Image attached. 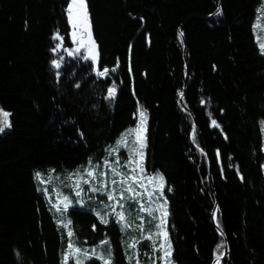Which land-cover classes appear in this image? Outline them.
<instances>
[{"label": "trees", "instance_id": "trees-1", "mask_svg": "<svg viewBox=\"0 0 264 264\" xmlns=\"http://www.w3.org/2000/svg\"><path fill=\"white\" fill-rule=\"evenodd\" d=\"M69 3L0 0V107L12 125L0 133V264H64L70 240L89 252L109 240L114 264H128L133 239L141 264H151L144 237L159 221L139 211L146 197L125 203L124 232L114 215L107 224L97 216L111 213L101 211L106 195L80 181L86 194L76 197L73 187V174L90 179L92 165L119 187L106 160L132 175L123 165L134 137L128 147L117 141L138 126L141 110L142 175L166 180L171 264H217L222 243L219 264H264V0H86L99 68L79 58L85 49L66 51L75 48ZM57 33L63 46L54 53ZM64 196L73 203L61 214Z\"/></svg>", "mask_w": 264, "mask_h": 264}, {"label": "snow or ice", "instance_id": "snow-or-ice-1", "mask_svg": "<svg viewBox=\"0 0 264 264\" xmlns=\"http://www.w3.org/2000/svg\"><path fill=\"white\" fill-rule=\"evenodd\" d=\"M67 15L70 19L72 25L71 39L73 43L77 45L74 49H66L69 56H74L81 52V49H85L87 51V55L79 56L80 59L87 61L89 59L93 61H97L98 53L96 51L95 41L92 37L91 32V24L90 17L87 9L86 0H70L69 6L66 9ZM262 14H264V9L261 10ZM216 15H222V10L217 11ZM180 36H183V33H180ZM54 40H59L58 43L52 51L54 53H58V51L63 46V37L57 35L53 36ZM261 55H264V43L260 44ZM63 57H59L57 59H53L51 61V65L53 68L59 70L62 67ZM112 71H115L113 69ZM109 73L107 68L98 71L99 77H105ZM61 73L60 71L56 72V76L59 79ZM76 87H80L79 84ZM117 89L115 87L108 88V98L114 100L116 96ZM183 93H181V96ZM140 123L135 129H129L128 132L124 133L120 140L117 141V148L119 147H128L129 141L128 136L132 135L134 137L132 141L131 148V157L128 159L127 163L123 165V167H130L132 175L129 176L127 173H123L113 166L112 163L105 161L104 166L108 168L114 177H122L121 179H112L111 185H119V187H110L107 179H104L108 176V172L98 170L99 165H92V161H89V164L92 165L90 168L85 169V174L90 177V179H84V176L79 175V173H74L73 175L78 176L76 183L73 185L75 189L76 197H83L86 192L84 188L81 186L80 181H83L84 184L90 185L87 189V192L90 193H102L106 195L107 200L111 203L104 204L101 201V211L105 209H111V213L104 212V215H101L100 212H97V216L100 219L102 224H107L108 215H114L116 217V222L121 225V230L127 232V230L131 227L128 216L126 215L125 203L129 201L139 202L140 199L145 197V193L147 192V187L140 183L137 179L138 175H142L145 171L144 169V149L147 147V113L144 110L139 112ZM11 113L5 111L2 107H0V133L4 132L6 128H11L10 121ZM264 123V122H262ZM211 124L213 127H219V124L216 120H212ZM82 135V134H81ZM111 154V152H110ZM138 157V159H137ZM116 164H119V160L117 159ZM37 179L40 178V173H36ZM243 180V176L240 177ZM149 183H151L154 188L152 192H147V198L152 201V203L157 204V208L152 207H144L140 205V212H147L153 221H159L158 223H151L148 231V235L144 237L147 239L150 244L149 247L152 251V256L150 257L151 264H158V262L162 261L163 264H171L170 257L172 255V247L171 240L169 236V232L166 228L167 224V216L169 215L166 205L167 199L165 197V188H166V180L163 174H156L154 176L148 177ZM98 184V186H96ZM135 185H139L140 187L145 188V192H138ZM168 191H171L168 188ZM89 199H93V197H89ZM163 199V203L159 201ZM72 199L69 196H64L61 201V206L56 208V211L63 214L70 206H72ZM78 203L83 206V200L78 201ZM119 208L120 211H116ZM159 211V216H156L154 213ZM216 212H219V208L216 209ZM215 215V214H214ZM71 224V221L67 222L68 226ZM217 227H220L219 222H217ZM95 229V226H93ZM141 233L145 231L143 224L139 225ZM69 237L73 236L72 231L67 233ZM104 245H107L102 251H97V249H92L91 252L87 249H83L77 246V242L70 240L67 246L66 255L64 257V264H67L69 260V256L74 260V264H88V262L92 259H97L102 261V264H114V257L111 250V242L109 240H104L102 242ZM140 243L139 240H130L126 241V252H128L126 259L128 264H141L140 254L136 251L137 245ZM225 248V245L222 243L218 246L216 260L217 264H219L220 260L224 257L225 253L221 251V249ZM130 250V251H129ZM160 253L157 257L155 253ZM145 255H148L145 253Z\"/></svg>", "mask_w": 264, "mask_h": 264}, {"label": "rangeland", "instance_id": "rangeland-1", "mask_svg": "<svg viewBox=\"0 0 264 264\" xmlns=\"http://www.w3.org/2000/svg\"><path fill=\"white\" fill-rule=\"evenodd\" d=\"M68 20H69V24H70V27H71V32H72V25H71V22H70V19H69V17H68ZM71 41H72V39H71ZM72 43H73V41H72ZM74 45H75V48L77 47V45L75 44V43H73ZM98 49V48H97ZM100 57V56H99ZM91 60V59H90ZM92 61V63L94 64V65H96L94 62H93V60H91ZM99 65H100V63H99ZM97 66V65H96ZM97 68H99V66H97ZM139 125V124H138ZM137 179L141 182V184H143V185H145L146 187H147V192H152L153 191V188H154V186L151 184V183H149V180H148V177L146 178V177H144L143 175H138V177H137ZM137 191L138 192H145V188L144 187H140L139 185H137ZM147 192L145 193V197H146V199H148L147 198ZM160 203H163L162 202V200H160L159 201ZM144 205H146V208L147 207H149L148 206V202H147V204L144 202ZM157 204H154V203H152V208H157ZM159 211H157V216H159ZM155 255L158 257L159 255H160V253H155ZM158 264H163V262L162 261H160V262H158Z\"/></svg>", "mask_w": 264, "mask_h": 264}, {"label": "water", "instance_id": "water-1", "mask_svg": "<svg viewBox=\"0 0 264 264\" xmlns=\"http://www.w3.org/2000/svg\"><path fill=\"white\" fill-rule=\"evenodd\" d=\"M91 32H92V37H93V39H94V41H95V38H94V35H93V29H92V26H91ZM95 45H96V51H97V53H98V59H97V61H93L97 66H99V63H100V57H99V51H98V49H97V44H96V42H95ZM182 101V100H181ZM221 262V261H220Z\"/></svg>", "mask_w": 264, "mask_h": 264}, {"label": "bare ground", "instance_id": "bare-ground-1", "mask_svg": "<svg viewBox=\"0 0 264 264\" xmlns=\"http://www.w3.org/2000/svg\"><path fill=\"white\" fill-rule=\"evenodd\" d=\"M146 202H148L149 206H150V204L152 203V201H148V199H147ZM146 204H147V203H146ZM140 205H143L144 207H146V205H144V203H142L141 201H140Z\"/></svg>", "mask_w": 264, "mask_h": 264}]
</instances>
